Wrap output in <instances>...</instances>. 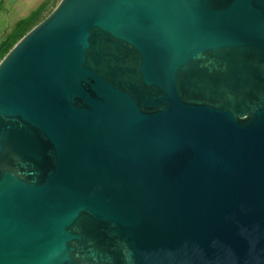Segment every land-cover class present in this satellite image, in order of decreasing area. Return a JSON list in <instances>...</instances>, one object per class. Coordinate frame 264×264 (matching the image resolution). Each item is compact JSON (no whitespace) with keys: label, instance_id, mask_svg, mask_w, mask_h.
Listing matches in <instances>:
<instances>
[{"label":"water","instance_id":"1","mask_svg":"<svg viewBox=\"0 0 264 264\" xmlns=\"http://www.w3.org/2000/svg\"><path fill=\"white\" fill-rule=\"evenodd\" d=\"M0 264H264V0H61L29 30Z\"/></svg>","mask_w":264,"mask_h":264},{"label":"rangeland","instance_id":"2","mask_svg":"<svg viewBox=\"0 0 264 264\" xmlns=\"http://www.w3.org/2000/svg\"><path fill=\"white\" fill-rule=\"evenodd\" d=\"M45 0H4L0 6V41L5 34L13 29L16 22L20 19L27 17ZM61 0H56L41 16L40 22L47 17Z\"/></svg>","mask_w":264,"mask_h":264},{"label":"trees","instance_id":"3","mask_svg":"<svg viewBox=\"0 0 264 264\" xmlns=\"http://www.w3.org/2000/svg\"><path fill=\"white\" fill-rule=\"evenodd\" d=\"M56 0H45L38 8L32 11L27 17L20 19L14 25L13 29L8 31L0 41V61L9 52V50L35 25L40 22L41 16Z\"/></svg>","mask_w":264,"mask_h":264},{"label":"built area","instance_id":"4","mask_svg":"<svg viewBox=\"0 0 264 264\" xmlns=\"http://www.w3.org/2000/svg\"><path fill=\"white\" fill-rule=\"evenodd\" d=\"M3 1H4V0H0V6H1V4L3 3Z\"/></svg>","mask_w":264,"mask_h":264}]
</instances>
